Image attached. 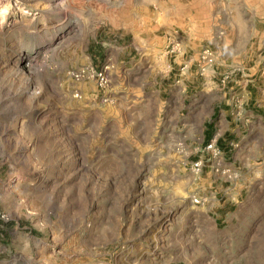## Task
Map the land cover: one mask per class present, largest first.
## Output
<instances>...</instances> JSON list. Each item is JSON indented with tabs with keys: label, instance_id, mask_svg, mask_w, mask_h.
<instances>
[{
	"label": "rangeland",
	"instance_id": "1",
	"mask_svg": "<svg viewBox=\"0 0 264 264\" xmlns=\"http://www.w3.org/2000/svg\"><path fill=\"white\" fill-rule=\"evenodd\" d=\"M263 51L264 0H0V264H264Z\"/></svg>",
	"mask_w": 264,
	"mask_h": 264
},
{
	"label": "crops",
	"instance_id": "2",
	"mask_svg": "<svg viewBox=\"0 0 264 264\" xmlns=\"http://www.w3.org/2000/svg\"><path fill=\"white\" fill-rule=\"evenodd\" d=\"M259 69L252 68L250 74H253L252 78L255 79V83H250V88L242 90L243 97L248 99L245 107L239 106L236 109V115H234V121L232 124H228L225 128L226 134L236 135L238 133V126L235 124V120L239 125H243L244 133L240 134L235 143L231 144V154L235 155L238 161L249 162L250 156L255 152H264V74L254 73ZM251 81V79H246ZM260 82V83H259ZM259 83V84H258ZM263 86H260V84ZM225 146L218 148L222 163H225L223 160V154L225 155L227 151H230V148H227V151L224 150ZM240 159V160H239ZM234 161V160H233ZM230 168V166H228ZM260 180L263 182L264 186V168L260 171ZM218 174H214L217 176Z\"/></svg>",
	"mask_w": 264,
	"mask_h": 264
},
{
	"label": "built area",
	"instance_id": "3",
	"mask_svg": "<svg viewBox=\"0 0 264 264\" xmlns=\"http://www.w3.org/2000/svg\"><path fill=\"white\" fill-rule=\"evenodd\" d=\"M201 58L207 62L212 61L211 53L210 51H208V49H204L202 51ZM259 63L262 66L260 67V71H262V69H264L263 68L264 67V51L260 55ZM94 75L96 77L98 85H102L103 83L106 82L105 72L103 69H99V71L97 73H94ZM196 151L199 153V155L197 156L196 160L190 162V169L194 174L200 172L201 166L203 165L204 161L210 158L214 159L219 154V150L216 146V139L214 137L209 139L204 145L199 146ZM205 156L207 157L204 158ZM191 202L194 204H197L201 202V199L199 197L192 196ZM5 219H6V216L4 212L0 210V222L4 221Z\"/></svg>",
	"mask_w": 264,
	"mask_h": 264
},
{
	"label": "trees",
	"instance_id": "4",
	"mask_svg": "<svg viewBox=\"0 0 264 264\" xmlns=\"http://www.w3.org/2000/svg\"><path fill=\"white\" fill-rule=\"evenodd\" d=\"M205 136H208V135H205Z\"/></svg>",
	"mask_w": 264,
	"mask_h": 264
}]
</instances>
